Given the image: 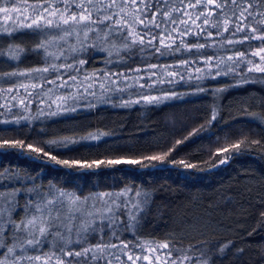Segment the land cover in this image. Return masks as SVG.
I'll return each instance as SVG.
<instances>
[{"label":"snow or ice","instance_id":"6c2138e0","mask_svg":"<svg viewBox=\"0 0 264 264\" xmlns=\"http://www.w3.org/2000/svg\"><path fill=\"white\" fill-rule=\"evenodd\" d=\"M0 14V20L13 21L8 26L0 24V38H8L7 42L0 41V62L18 69L22 56L28 53L41 58L38 67L0 71V82L11 85L0 86L2 132L32 127L37 120L43 124L65 117L77 111L78 102L87 96L95 97V103L88 102L89 108L109 103L113 95L119 101L112 104L115 108L140 104L155 107L178 98L171 90L160 96L138 92L136 99L117 95L134 86L145 88V84L139 83L144 77L137 76L134 83L129 84L126 81L132 78L123 71L87 73L84 66L89 57L95 58L99 53L104 54L105 64L128 66L130 60L144 62L148 56L169 55L180 51L181 47L203 55L201 50L206 46H232L229 50L237 53L235 59L228 56L214 62L209 56L204 61L209 70L198 67L196 71L202 74L194 78L189 76V79L201 81L193 85L197 91L219 99L227 89H210L202 83L205 79L218 77H231L225 81L230 87L264 83V0H23V3L0 0ZM22 29L31 30L29 34L37 37L33 47L12 42L11 38ZM213 30L219 40L212 39ZM186 36H192L193 40L186 41ZM245 42H248L245 45L248 56L245 51L235 48ZM182 63L187 66L199 61L183 60ZM155 68L156 64H147L144 69L149 81L156 73L148 70ZM130 70L141 71L140 68ZM249 73L262 75L250 76ZM167 75L174 78L177 72L169 71ZM180 80H184V75H180ZM152 87L153 83H147V88ZM21 89L27 102L20 97ZM37 98H41V103H46L47 107L39 108L35 116L26 115L31 111L29 103ZM252 101L257 107L264 106V99L253 97ZM244 103L250 106L247 101ZM218 114V106L214 105L208 124L195 135L210 132ZM245 119L264 129V110L247 112ZM40 133L45 138L36 144L31 138H25L29 140L25 143V139H5L0 135V156L16 155L75 176L104 170L122 171V166L140 170L167 166L181 171H210L244 154L264 158V143L258 139L240 140L231 145V151L228 148L217 150L213 155L219 158L209 169H200L197 163L185 160H169L175 146L162 153L141 155L138 159H60L61 154L76 151L79 146H95L92 142L103 139L106 134L56 139L48 138L43 128ZM180 143L182 141H176L177 145ZM252 145H258L259 149H253ZM161 146L156 145L157 148ZM133 151L129 149V152ZM222 152L228 155H222ZM44 181L42 170L32 173L7 165L0 169V264H113V261L116 264H137V261L143 264L145 260L152 264L149 252L156 264H216L230 253L239 255L244 251L235 248L231 240L205 238L209 229L219 227L213 220V212L219 209V204L231 203V197H224L216 206L210 201L209 209L196 202L194 208L201 211L185 214L183 235L194 241L187 248L177 247L174 242L171 248L168 242L149 247L152 242L141 241L137 233L152 212L164 211L163 207H154L153 190L124 185L118 191L101 192L94 186V191L85 194L78 184L68 188ZM259 207L264 209V200ZM260 217L258 223L264 230V210ZM129 237L134 241L131 247Z\"/></svg>","mask_w":264,"mask_h":264},{"label":"trees","instance_id":"16d2710c","mask_svg":"<svg viewBox=\"0 0 264 264\" xmlns=\"http://www.w3.org/2000/svg\"><path fill=\"white\" fill-rule=\"evenodd\" d=\"M18 2L23 3V0ZM30 32L31 30L22 29L18 35L11 38L12 42L26 48L33 47L37 37L29 34ZM184 39L191 42L193 37L186 36ZM212 39H220L215 36V30H213ZM7 40V37L0 38L2 42ZM177 43H179L178 40ZM247 43L237 44L235 48L245 51ZM231 47L221 48L218 44L215 47L206 46L201 50L203 55L195 53V50L189 52L181 47L180 51H174L169 55L148 56L144 62L139 59L130 60L127 62L128 66L105 64L104 54H96L95 58L89 57L88 63L84 66L87 73L123 71L132 78L126 81L129 84L134 83L137 76L144 77L139 80V83L145 84V88L134 86L125 93L117 95L125 98L131 96L132 99H136L138 92L160 96L171 90L177 93L178 98L155 107L140 104L131 108H115L112 104L119 101L116 95H113L109 103L96 104L95 107L89 108L88 102L95 103V97L87 96L86 99L78 102L77 111L65 117L56 118L55 121H45L43 124L37 120L33 122L32 127L15 128L9 132L0 131V135H3L5 139L31 138V142L36 144V141L45 138L41 136V128L47 133L48 138L56 139L104 133L106 135L103 139L92 142L95 146H79L78 150L61 154L59 158L81 161L119 157L138 159L141 155L162 153L169 147L175 146L176 150L168 157L169 160H185L197 163L200 169H209L219 158L213 155L219 149L228 148L231 151V145L240 140L259 139L264 143V129L245 119L247 112L264 110V106L257 107L252 101L253 97L264 99V83L230 87L225 81L231 80V77L205 79L202 83L210 89H227L219 99H216L209 94L197 91L193 85L201 81L189 79V76L194 78L202 74L196 71L198 67L204 71L209 70L204 63L209 56L214 62L218 58L228 56L235 59L237 53L229 50ZM254 50L255 48L252 49ZM248 55L249 52L245 51V56ZM183 60H198L199 63L186 66L183 65ZM147 64L157 65V68L148 70L156 73L150 81L144 71ZM40 65L41 58L36 54L28 53L22 56L18 69L11 64L0 62V71L24 70ZM134 68H140L141 71L134 73L130 70ZM211 70L215 71L214 68ZM169 71H176L177 76L169 77L167 75ZM180 75H184V80H180ZM248 75L262 74L249 73ZM173 79L175 83L168 82ZM147 83H153V87L147 88ZM0 86L10 87L11 85L0 82ZM119 86L124 87V84ZM63 91L62 89L61 92ZM21 95L24 97L22 89ZM46 98L43 97L44 100H47ZM246 101L250 106L245 105ZM214 105L218 106L219 114L217 121L213 123L212 130L195 135L197 130L208 124ZM46 107L47 104L41 103V98H37L29 103L31 111L26 115L35 116L39 108ZM242 107L244 110H241ZM178 140L182 141L179 145L176 144ZM28 142L29 140L25 139V143ZM157 144L162 146L157 148ZM130 148L134 151L129 152ZM252 148L259 149V146L252 145ZM221 154L228 155L227 152ZM6 165L18 166L32 173L42 170L45 183L53 181L57 185H66L68 188H75L78 184L85 194L94 191V186L101 192L113 189L118 191L124 185H138L144 189L153 190L155 192L154 207H163L164 211L159 214L152 212L143 222L137 235L141 241L168 242L170 248L173 242L177 247L183 248H187L194 242L191 237L183 235L182 220L186 213L191 215L193 210L197 214L201 211L199 208H194L196 202L202 203L204 209H209L210 201L213 206H216L224 197H231V203L219 204V209L213 212V220L219 223V227L215 230L209 229L205 238L217 241L231 240L235 248H243L244 251L239 255L230 253L223 260H217L216 264H264V230L258 223L261 220L260 212L264 210L259 207L261 200H264V158L260 156L244 154L210 171H181L167 166L161 169L140 170L122 166V171L104 170L96 174L80 176L66 174L63 169L41 165L36 161L12 154L0 156V169ZM161 189L164 190L161 191ZM128 240L129 244L134 242L131 237Z\"/></svg>","mask_w":264,"mask_h":264},{"label":"rangeland","instance_id":"374dc122","mask_svg":"<svg viewBox=\"0 0 264 264\" xmlns=\"http://www.w3.org/2000/svg\"><path fill=\"white\" fill-rule=\"evenodd\" d=\"M2 15V14H0ZM19 19H23L22 17H20ZM0 24H4L5 26H8V25H12L13 24V21L12 20H8V21H3V20H0ZM64 90V89H63ZM59 91H62V89H60ZM21 98H24L22 95L20 96ZM47 99V98H46ZM147 242H152L149 244V247H154L155 246V243H163L161 241H147ZM130 247H131V244H130ZM138 251V250H137ZM164 251H167V250H164ZM174 257V256H173ZM149 260L152 261V264H156V261L152 259V256H151V253L149 252ZM113 264H116L115 261H113ZM130 264V262H129ZM137 264H141L140 261H137ZM143 264H149V261L148 260H145L143 261Z\"/></svg>","mask_w":264,"mask_h":264}]
</instances>
